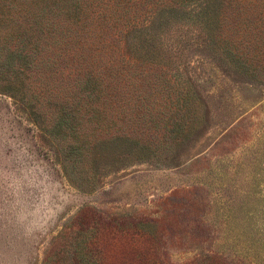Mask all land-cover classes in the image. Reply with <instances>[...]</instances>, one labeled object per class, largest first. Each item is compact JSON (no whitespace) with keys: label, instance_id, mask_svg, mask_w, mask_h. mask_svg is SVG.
Returning <instances> with one entry per match:
<instances>
[{"label":"rangeland","instance_id":"obj_1","mask_svg":"<svg viewBox=\"0 0 264 264\" xmlns=\"http://www.w3.org/2000/svg\"><path fill=\"white\" fill-rule=\"evenodd\" d=\"M223 11L229 51L251 69L230 62L218 29L209 38L190 24L169 30L170 61L151 69L172 84L179 75L203 103L174 164L137 163L79 191L55 142L0 93V264H43L85 213L98 223L100 264H264V0ZM136 125L163 146L157 127Z\"/></svg>","mask_w":264,"mask_h":264},{"label":"trees","instance_id":"obj_2","mask_svg":"<svg viewBox=\"0 0 264 264\" xmlns=\"http://www.w3.org/2000/svg\"><path fill=\"white\" fill-rule=\"evenodd\" d=\"M233 3L0 0V93L55 142L63 174L79 191H94L107 173L137 163L174 164L199 132L203 103L179 75L172 84L151 69L170 61L165 36L178 24L209 38L218 29L230 62L251 69L220 31L223 6ZM139 122L142 130L157 127L163 146L140 132ZM97 225L86 213L70 222L43 264H100Z\"/></svg>","mask_w":264,"mask_h":264}]
</instances>
